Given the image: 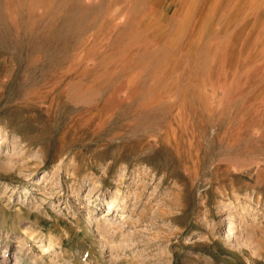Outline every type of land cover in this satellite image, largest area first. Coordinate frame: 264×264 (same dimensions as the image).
Instances as JSON below:
<instances>
[{"label":"rangeland","instance_id":"1","mask_svg":"<svg viewBox=\"0 0 264 264\" xmlns=\"http://www.w3.org/2000/svg\"><path fill=\"white\" fill-rule=\"evenodd\" d=\"M0 128L7 264H264V0H0Z\"/></svg>","mask_w":264,"mask_h":264},{"label":"bare ground","instance_id":"2","mask_svg":"<svg viewBox=\"0 0 264 264\" xmlns=\"http://www.w3.org/2000/svg\"><path fill=\"white\" fill-rule=\"evenodd\" d=\"M210 1V0H209ZM178 130V129H177ZM2 133H5V130H3L2 128H0V134L2 135ZM1 137V136H0ZM4 139L7 137V135H6V133H5V135L3 134V136H2ZM2 139V138H1ZM175 139V138H174ZM6 140H8V139H6ZM15 140H18V139H15ZM145 140V139H144ZM6 142V141H5ZM12 142H15L14 141V139H12ZM17 142V141H16ZM15 142V143H16ZM8 143V142H7ZM6 143V144H7ZM20 143V142H19ZM22 143V142H21ZM1 144V143H0ZM2 144H3V141H2ZM6 144H4V145H6ZM165 144V143H164ZM14 145V144H13ZM16 145H17V143H16ZM15 145V146H16ZM168 145V144H167ZM28 147V146H27ZM42 155H43V153H42ZM60 155V154H59ZM63 156V155H62ZM40 158V157H39ZM62 159V158H61ZM68 161V160H67ZM62 162V161H61ZM5 163V162H4ZM4 163H2V162H0V172H4L6 175L7 174H9V172L12 170V168L11 167H8V165H7V163L6 164H4ZM40 164H41V162H39ZM75 163V162H74ZM64 164V163H63ZM62 164V165H63ZM39 165V164H38ZM60 165H61V163H60ZM68 165V164H67ZM71 165V164H70ZM75 165V164H74ZM9 166H10V164H9ZM64 166V165H63ZM13 167V166H12ZM68 167V166H67ZM66 167V168H67ZM73 167V166H72ZM76 167V166H75ZM39 168H41V166L39 167ZM59 168H60V166H59ZM20 169V168H19ZM32 168H30L29 166L25 169L26 170V172L28 171L29 173L31 172H33V170H31ZM73 169V168H72ZM35 170V169H34ZM75 170V169H74ZM54 171V170H53ZM60 171V170H59ZM65 171V170H64ZM14 172V171H13ZM22 172V171H21ZM55 172V171H54ZM58 174H60V173H58ZM57 174V175H58ZM64 174V173H63ZM65 175V174H64ZM71 175V174H70ZM10 176V175H9ZM29 176V175H28ZM53 176V175H52ZM89 176V175H88ZM76 177V176H75ZM91 178V177H90ZM87 179V178H86ZM54 181V180H53ZM74 182V181H73ZM76 182V181H75ZM81 185V184H80ZM81 186H83V184L81 185ZM249 197V196H248ZM257 197V196H256ZM111 199V200H110ZM256 199V198H255ZM109 203H107V214H113V213H115V212H117V211H119V210H123V208L125 207V201H124V199H122L121 201H122V203L121 204H117V202L115 201V200H113L112 198H109ZM241 204V203H240ZM100 220V219H99ZM97 221V220H96ZM232 221V220H231ZM230 220H228L227 222H226V227L224 228L225 229V231L222 233L223 235V237H222V240H224V241H228L229 239H231V235L234 233V226H233V223L231 222ZM89 224H88V227L90 228L91 227V225H92V223H91V220L89 219ZM95 225H96V228H97V231H98V233H99V235L101 236V238H102V240H103V243H104V245H103V249H105L106 248V245L107 244H109V243H111V241H110V237H108V236H106V235H108L107 233H109L108 231H109V229L111 230V229H114L115 227H114V225H113V223H104V222H100V221H98L97 223H95ZM26 229V228H25ZM91 229V228H90ZM28 231V230H27ZM114 231V230H113ZM30 232V231H29ZM23 233V232H22ZM110 234V233H109ZM114 234V233H113ZM25 235H27V236H30L31 235V233H25ZM34 236V235H33ZM37 236V235H36ZM99 236V237H100ZM119 237V236H118ZM36 238L37 237H34L33 239L35 240V241H37L36 240ZM31 239H32V237H31ZM100 240V239H99ZM119 241V240H118ZM40 242V241H39ZM117 243H119V242H117ZM112 244V243H111ZM113 244H115V243H113ZM120 244H122V243H120ZM119 244V245H120ZM19 246H17V248L15 249V251H14V253H12L13 255V257H14V259H12V260H14V264H22V261L24 260L23 258H24V256L26 257V255H25V253H24V251H23V248H22V246H23V244H21V243H19L18 244ZM118 245V244H117ZM48 247V246H47ZM47 249H49V248H46L45 250L47 251ZM109 249H111L110 247H109ZM104 251V250H103ZM108 251L106 250V253H107ZM2 260H1V262H0V264H7V261L9 260V259H11V257H9V256H6L5 254H6V248L3 246L2 247ZM0 258V259H1ZM31 258V257H30ZM29 258V259H30ZM34 258V257H33ZM32 258V259H33ZM40 258V257H39ZM25 262V261H24ZM39 262V261H38ZM35 263H37V259H36V261H34V260H32V262H31V264H35Z\"/></svg>","mask_w":264,"mask_h":264}]
</instances>
